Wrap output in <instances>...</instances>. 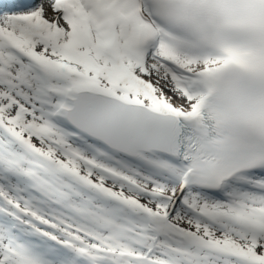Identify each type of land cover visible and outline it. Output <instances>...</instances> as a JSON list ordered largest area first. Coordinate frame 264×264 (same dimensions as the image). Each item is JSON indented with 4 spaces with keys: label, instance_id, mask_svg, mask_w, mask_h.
Returning <instances> with one entry per match:
<instances>
[{
    "label": "snow or ice",
    "instance_id": "obj_1",
    "mask_svg": "<svg viewBox=\"0 0 264 264\" xmlns=\"http://www.w3.org/2000/svg\"><path fill=\"white\" fill-rule=\"evenodd\" d=\"M0 264H264V0H0Z\"/></svg>",
    "mask_w": 264,
    "mask_h": 264
}]
</instances>
